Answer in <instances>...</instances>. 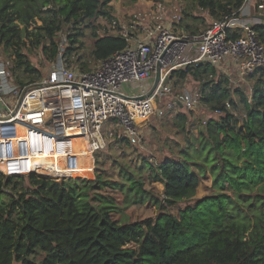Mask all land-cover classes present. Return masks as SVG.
<instances>
[{"label": "trees", "instance_id": "trees-1", "mask_svg": "<svg viewBox=\"0 0 264 264\" xmlns=\"http://www.w3.org/2000/svg\"><path fill=\"white\" fill-rule=\"evenodd\" d=\"M111 1L0 0V47L12 52L15 81L25 85L42 78L24 50L41 49L55 61L61 51L58 36L67 26L65 56L83 70H89L88 63L70 59L82 27L93 33L96 62L125 48L122 35L98 34L100 18L116 21ZM194 2L208 14L202 19L205 27L209 18L234 13L244 0ZM185 29L199 31L188 22ZM254 30L264 44V24ZM258 72L250 95L242 86L230 87L228 76L208 62L170 74L175 85L188 78L199 82L202 101L222 115L207 121L206 131L179 157L156 164L144 159L139 169L146 167L147 178L123 169L130 183L119 185L122 193L130 203L158 205L155 219L116 217L122 206L113 194L115 183L101 174L56 181L0 171V264H264V66ZM176 116L185 129L187 115ZM208 172L215 192L180 206L196 194ZM145 179L163 183V200L146 190ZM26 180L30 185L23 184ZM176 208L179 216L172 212Z\"/></svg>", "mask_w": 264, "mask_h": 264}, {"label": "built area", "instance_id": "built-area-1", "mask_svg": "<svg viewBox=\"0 0 264 264\" xmlns=\"http://www.w3.org/2000/svg\"><path fill=\"white\" fill-rule=\"evenodd\" d=\"M178 11L173 21L181 19ZM209 22L196 33L131 22L115 31L125 37L126 47L99 60L97 67L83 70L60 51L46 76L25 85L13 81L8 64L0 59V127L26 126L16 140L0 131V171L56 181L94 178L82 173L78 139L88 142L94 172V155L107 147L108 136L116 138L119 132L121 139L138 144L149 119L200 106L202 94L175 90L170 79L174 71L208 62L245 78L264 66V44L254 30L264 24V0H244L234 13ZM157 70L160 79L153 88ZM142 81H150L151 87L132 92V82Z\"/></svg>", "mask_w": 264, "mask_h": 264}, {"label": "rangeland", "instance_id": "rangeland-1", "mask_svg": "<svg viewBox=\"0 0 264 264\" xmlns=\"http://www.w3.org/2000/svg\"><path fill=\"white\" fill-rule=\"evenodd\" d=\"M110 5L113 7L116 21L113 20L110 22L104 18H100L99 22H97L100 26L98 29L99 35L104 33L116 34V30H119L122 26H129L131 22H140L143 26L151 28L158 24H166V26L173 25V27H179L177 30L186 32H189L185 29V24L187 22L192 24L194 28L198 27L199 31L205 29L210 23L209 18L207 20V26L204 27L202 19L208 14L206 11L201 10L194 0H112ZM175 8L179 9L178 13H180L181 16L179 21H173L171 18L173 13H175ZM184 10L201 19H199L198 22L194 21L192 16L188 17L183 13ZM173 22L180 23L174 24ZM141 27L142 26H139L140 33ZM68 28L69 26L64 28L63 32L58 36L63 55L66 52V48L70 45L67 38ZM82 28H84V35L79 37L80 41L75 45L77 46V49L71 53L72 55L70 56V59L75 61L79 57L82 63H88L89 69L97 67L98 62H96L92 56V46L95 38L91 29L86 27ZM24 52L27 54L31 64L41 71L42 78L46 76L50 71L53 62L46 59L41 49H32L29 51L24 50ZM11 54L12 52L5 51L3 47H0V59L8 64L9 70L13 75V81L16 82V67ZM74 64H77L79 68H81L80 62ZM258 70L253 73V76H250V74L246 75L245 78H240L238 73L234 70L230 73L221 70H219V72L232 79L230 81V87L236 88L237 86L242 85V88L248 93V95H250L251 88L259 76ZM150 83V81H142L139 85V82H132L131 85L134 87L132 92H136V89L140 86L143 89L148 90L151 87ZM173 85L176 91L188 89L201 95L200 83L194 79L188 78L181 81L179 85H175L174 83ZM184 113L187 115L185 129L178 125L179 120L175 113L167 114L162 118L153 117L146 121V123H143L144 127L141 133V140L138 144L120 142V140H118L121 139L118 136L119 132L117 133L116 138L108 136L107 147L97 152L98 155H94V172L93 157L86 138H80L77 140L76 150L83 152L82 168L84 170L82 173H86L90 175V177H96L97 174H101L110 184L115 183L113 194L118 198V202L122 206V213H117L116 217L123 221L148 218L155 219L160 212L159 206L153 204L151 201L144 203H130V201H128V197H126L125 193H122L123 191L119 187L120 184L125 183L128 185L130 183V181L126 179L123 169L127 172L134 171L137 173V176L141 172L143 178H147L148 170L146 167H143V170L139 169V166L143 164L144 159H148L150 162L156 164L166 157H179L180 151L185 148L189 142L195 140L201 131H206L207 122L204 123L205 120L210 121L212 119H218L222 115V113L210 109L202 100L200 106H197L196 109L185 111ZM9 126H1L0 131H2L3 134L6 133L5 135L7 136H11L14 140L18 139L19 136L26 131L25 125L11 124ZM87 155H90L88 156L89 159H86ZM97 158L99 159V162H96ZM126 166L130 168H127ZM144 181L146 190H150L151 193L158 196L160 200H163V183L150 181L149 179H145ZM23 184L26 186L30 185L28 180L24 181ZM215 190L212 175L208 172L203 177L202 182L197 188L196 194L189 200L181 201L180 206H186L189 203H193L196 199L209 195L215 192ZM123 198L127 205L123 201ZM172 212L178 216L180 215L179 208L173 209ZM38 257L40 256L38 255Z\"/></svg>", "mask_w": 264, "mask_h": 264}, {"label": "water", "instance_id": "water-1", "mask_svg": "<svg viewBox=\"0 0 264 264\" xmlns=\"http://www.w3.org/2000/svg\"><path fill=\"white\" fill-rule=\"evenodd\" d=\"M159 79H160V70H157L156 78H155L154 83H153V88L156 87Z\"/></svg>", "mask_w": 264, "mask_h": 264}, {"label": "crops", "instance_id": "crops-1", "mask_svg": "<svg viewBox=\"0 0 264 264\" xmlns=\"http://www.w3.org/2000/svg\"><path fill=\"white\" fill-rule=\"evenodd\" d=\"M21 135H22V134H21ZM88 156H90V155H87L86 159H89Z\"/></svg>", "mask_w": 264, "mask_h": 264}, {"label": "bare ground", "instance_id": "bare-ground-1", "mask_svg": "<svg viewBox=\"0 0 264 264\" xmlns=\"http://www.w3.org/2000/svg\"><path fill=\"white\" fill-rule=\"evenodd\" d=\"M6 127V126H5Z\"/></svg>", "mask_w": 264, "mask_h": 264}]
</instances>
